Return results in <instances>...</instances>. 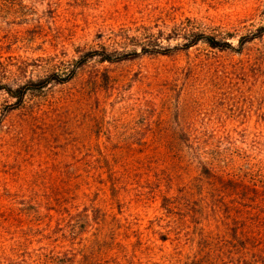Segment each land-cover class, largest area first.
<instances>
[{"label": "rangeland", "instance_id": "374dc122", "mask_svg": "<svg viewBox=\"0 0 264 264\" xmlns=\"http://www.w3.org/2000/svg\"><path fill=\"white\" fill-rule=\"evenodd\" d=\"M261 27L264 0H0L13 89L183 30L234 47L95 59L16 110L0 92V202L17 227L37 231L42 195L65 182L82 196L65 246L83 263L238 264L242 230L264 223V35L239 45Z\"/></svg>", "mask_w": 264, "mask_h": 264}, {"label": "trees", "instance_id": "16d2710c", "mask_svg": "<svg viewBox=\"0 0 264 264\" xmlns=\"http://www.w3.org/2000/svg\"><path fill=\"white\" fill-rule=\"evenodd\" d=\"M178 34L177 38H182L183 43L175 47H162L157 40H151L149 45L142 46L140 53L137 51L110 53L105 48L87 51L73 61V65L63 73L53 72L45 78L28 81L15 89L0 83V92H4L15 100L11 110H16L23 105L29 93L42 91L52 84L69 82L74 78L78 69L95 59L113 63L132 60L140 54L169 56L175 51L189 50L201 43L213 50H234L228 39L218 38L216 35L206 34L203 31L187 33V30H183ZM263 35L264 27H261L254 34L241 37L240 48ZM61 180L64 182V179ZM228 183L236 185L235 181H228ZM56 188L55 192H46L42 195L45 197L42 202L47 206L46 212L42 213L40 218L38 217L37 231L33 230L28 234L17 227L18 217L14 215V210L7 209L0 202V264H97L83 263L77 258L76 260L65 246L66 241L76 239L79 235L75 223L79 220L76 218L79 212L74 214V211L80 207L82 196L80 193L72 194L73 187L65 182ZM40 219L41 222H39ZM52 223H55V227ZM236 244V249L242 250L244 254V256L238 255L236 259L238 264H264V223L256 230L243 229L242 237H239ZM201 263L205 264L206 261H201Z\"/></svg>", "mask_w": 264, "mask_h": 264}]
</instances>
